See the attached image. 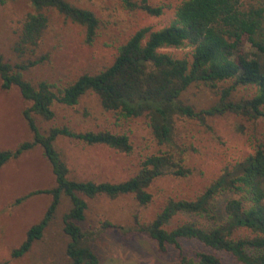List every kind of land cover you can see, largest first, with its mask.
I'll return each mask as SVG.
<instances>
[{"label":"trees","instance_id":"16d2710c","mask_svg":"<svg viewBox=\"0 0 264 264\" xmlns=\"http://www.w3.org/2000/svg\"><path fill=\"white\" fill-rule=\"evenodd\" d=\"M8 0H0L3 5ZM33 11L21 21L13 50L17 55L34 53L49 27L48 12L56 11L86 28L85 42L92 43L99 21L89 9L66 0H28ZM128 9H143L152 15H162L164 8L153 6L148 0H120ZM246 39L252 51L239 55ZM192 46L190 58H177L164 50ZM47 59V56L26 59L12 64L0 54L2 87L17 86L22 97L31 102L23 112L33 140L21 143L15 149L0 150V166L20 157L28 150L41 146L47 158L56 186L50 190L29 192L16 199L40 194L52 195L41 222L29 227L25 239L11 252L12 257L26 253L42 237L48 223L55 217L62 195L71 200V208L64 215V233L69 242L66 253L69 264H101L99 257L88 246L92 233L82 230L88 203L84 196H107L111 199L132 194L140 204L152 201L148 190L151 182L165 175L183 178L190 169L184 164V151L153 153L146 156L137 172L123 182L94 183L70 179L69 169L62 153L56 147L61 137L86 144L104 145L122 153L132 151L128 134L109 131H75L68 126L52 127L47 132L39 129L34 115L50 121L54 118L53 105L73 106L89 92L96 93L104 111L114 112L119 119L144 116L159 145H173L175 117L193 118L205 124L207 118L232 113L248 120L264 121V7L242 9L241 0H183L176 10L175 20L163 29L145 26L131 34L117 49L112 64L100 73H84L67 85L40 82L34 86L25 78V71ZM233 80L237 85L256 86L251 99L232 102L233 88L222 91L217 103L201 109L184 104L180 98L193 83L215 87L218 82ZM194 200H169L162 211L148 224L122 228L111 222L101 225L103 230L144 232L156 243L158 253L173 247L179 264H224L212 251L187 253L182 241L195 240L211 250L230 254L240 264H264V142L244 161L224 169ZM231 195L221 207L219 196ZM238 197V198H237ZM179 214L208 217L214 225L201 227L189 221L166 230ZM245 229L251 236L236 237L235 232Z\"/></svg>","mask_w":264,"mask_h":264},{"label":"rangeland","instance_id":"374dc122","mask_svg":"<svg viewBox=\"0 0 264 264\" xmlns=\"http://www.w3.org/2000/svg\"><path fill=\"white\" fill-rule=\"evenodd\" d=\"M75 6L89 9L99 21L92 43L85 42V26L73 22L56 11L48 12L49 27L44 32L34 53L17 55L13 45L27 13L33 11L28 0H8L0 5V54L15 64L26 59H47L25 71V78L37 86L49 82L58 86L75 81L84 73L98 74L114 61L117 49L131 34L142 27L163 29L175 20L176 10L183 0H148L153 6L164 8L162 15H152L143 9H128L120 0H66ZM242 9L251 6L264 7V0H241ZM192 46L164 50L177 58H190ZM252 51L246 39L239 55ZM232 102L251 99L256 86L237 85L235 81L218 82L215 87L204 83H193L182 94L184 104L197 110L218 102L222 91L233 88ZM31 102L22 97L17 86L2 87L0 76V150L15 149L25 141L33 140L23 112ZM54 118L46 121L37 115L34 120L43 132L61 125L78 131H109L128 134L132 143L130 153H122L104 145L86 144L61 137L56 147L62 153L70 179L94 183H119L134 175L140 162L153 153L184 151L188 176L179 178L165 175L154 179L148 187L152 201L140 204L132 194L115 199L107 196L87 197L86 218L79 223L84 231L92 233L88 246L99 257L101 264H179L180 259L173 247L166 253H158L155 241L144 232L124 233L118 230H103L104 222L122 228H132L152 222L169 200H194L215 180L224 169L244 161L264 142V121L261 118L248 120L240 115L226 113L211 116L205 124L197 119L175 117L173 120V145H159L144 116L119 119L114 112L104 111L94 92L79 98L77 104L67 106L55 104ZM41 146L28 150L20 157L10 159L0 166V264H69L66 253L69 237L64 233V215L71 208L70 198L63 194L55 217L48 223L42 237L19 257L11 252L25 239L29 227L41 222L52 203V195L29 196L15 204L19 197L29 192L53 189L55 179ZM231 195L219 196L222 207ZM238 198V197H237ZM208 227L213 221L208 217L179 214L172 219L166 230L189 221ZM251 232L240 229L236 237L251 236ZM187 253L212 251L224 264H240L230 254L211 250L195 240L182 241Z\"/></svg>","mask_w":264,"mask_h":264}]
</instances>
